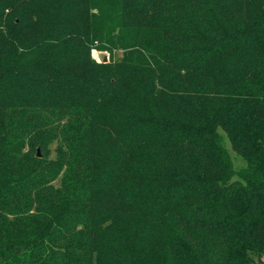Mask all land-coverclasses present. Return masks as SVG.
<instances>
[{
    "label": "trees",
    "instance_id": "obj_1",
    "mask_svg": "<svg viewBox=\"0 0 264 264\" xmlns=\"http://www.w3.org/2000/svg\"><path fill=\"white\" fill-rule=\"evenodd\" d=\"M0 264H264V0H0Z\"/></svg>",
    "mask_w": 264,
    "mask_h": 264
},
{
    "label": "rangeland",
    "instance_id": "obj_2",
    "mask_svg": "<svg viewBox=\"0 0 264 264\" xmlns=\"http://www.w3.org/2000/svg\"><path fill=\"white\" fill-rule=\"evenodd\" d=\"M116 58H121L122 57V51L120 50V51H117L116 53ZM92 55H93V58L96 60V61H102V60H105V58H107V60H109V56H110V54L109 53H107V52H105V51H100V50H97V49H94L93 51H92ZM105 62V61H104ZM108 62V61H107ZM228 145H229V143H227ZM230 146V145H229ZM54 147H55V143H53V144H51L50 145V148H51V150H52V152H51V156L52 157H54L55 156V152H54ZM39 149H41L40 147H38ZM37 148V149H38ZM45 153L47 152V151H44ZM41 153H42V150H41ZM231 153H232V157H233V161H235V164H236V166H241V165H243L244 163H245V161H243L242 160V158L239 156V155H237V153H235L233 150H231Z\"/></svg>",
    "mask_w": 264,
    "mask_h": 264
},
{
    "label": "water",
    "instance_id": "obj_3",
    "mask_svg": "<svg viewBox=\"0 0 264 264\" xmlns=\"http://www.w3.org/2000/svg\"><path fill=\"white\" fill-rule=\"evenodd\" d=\"M104 61L107 62L108 61L107 58H105ZM37 150H38V156H41V150L39 148Z\"/></svg>",
    "mask_w": 264,
    "mask_h": 264
}]
</instances>
